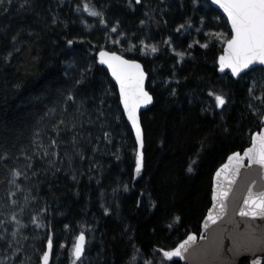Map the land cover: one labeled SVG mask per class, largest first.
I'll use <instances>...</instances> for the list:
<instances>
[{
    "label": "trees",
    "instance_id": "16d2710c",
    "mask_svg": "<svg viewBox=\"0 0 264 264\" xmlns=\"http://www.w3.org/2000/svg\"><path fill=\"white\" fill-rule=\"evenodd\" d=\"M80 2L64 0L59 6L58 0H35L34 12L20 14L16 11L18 4L14 3L8 13L0 14V27H10L13 32L24 30L22 51L9 63L0 59V150L19 155L21 148H27L33 133L43 130L53 119L46 115L49 109L59 110L61 93L73 88L77 72L66 76L68 64L74 62L77 68L92 64L89 81L80 90L89 97H99L107 91L104 108L110 127L106 130L112 133V144L100 142V152L94 157L101 166L98 170L89 172L87 162L77 165L85 173L79 176L78 183L63 171L55 175L40 171L32 176L24 186L32 188L38 199L25 207L22 220L28 223L35 211L47 207L44 222H50L54 234L49 264H70L68 250L80 230L85 231L87 238L84 264H131L133 245L140 250L135 264L153 256L160 260L158 248L168 250L189 233H199L211 203L215 170L230 153L247 147L251 134L258 130L257 119L248 108L247 88L253 79L264 77V72L256 67L255 72L238 79L228 73L219 74L217 58L223 45L218 39L211 40L208 49L198 44L187 48L194 39L204 43L203 33L210 30L224 27L229 32L224 17L210 4L201 3L193 15L190 0H166V3L142 0L135 11L128 7L127 0H95L97 7L103 6L109 26L119 20L124 31L138 36L146 31L160 49L156 54L142 55L122 52L104 43V28L87 31L80 26L74 14V7ZM181 2L185 8L180 7ZM161 10H166V14ZM50 12L58 14L67 27L61 23L53 26ZM145 12L154 14L159 23H150L147 28L140 25ZM201 14L207 17L203 33L174 34L176 26L187 16H193L194 27H200ZM169 36L180 51L187 53L182 60L162 43ZM73 38L82 39L68 46L66 40ZM3 41L4 37L0 36V58L9 50ZM101 46L139 60L147 72L146 88L153 102L141 113L145 167L139 176L135 174L136 142L122 115L117 88L105 68L97 59L93 60ZM173 89L175 96L171 95ZM209 91L222 92L229 102L223 109L215 108ZM260 91L257 88L256 94ZM258 103L253 101L254 106ZM85 106L89 112L95 107L87 101ZM83 131L85 135L91 131L94 139L101 130L98 125L85 124ZM85 146L86 155L92 156L93 145ZM117 151L119 159L112 155ZM192 161H195L193 171L188 172ZM89 176L94 178L90 180ZM3 178L0 175V180ZM123 185H127V191ZM5 198V186L0 185V202ZM18 199L23 204L22 194H18ZM102 205L111 209L109 214L105 215ZM66 224L69 228L64 227ZM48 231L29 224L25 234L37 235L40 242L35 246L42 248ZM27 244L31 245L32 241ZM28 251H32L31 247ZM240 264H248V260Z\"/></svg>",
    "mask_w": 264,
    "mask_h": 264
},
{
    "label": "snow or ice",
    "instance_id": "6c2138e0",
    "mask_svg": "<svg viewBox=\"0 0 264 264\" xmlns=\"http://www.w3.org/2000/svg\"><path fill=\"white\" fill-rule=\"evenodd\" d=\"M14 3L18 4L16 9L18 14L35 11V0H0V14L8 13ZM63 3L64 0H58L59 6H62ZM141 3L142 0H127L128 7L133 11H135V6ZM161 3H166V0H161ZM209 3L218 6L226 14L227 23L230 25V34L211 30L203 33L204 28L207 27V17L203 14L198 17L200 27H194L193 16H187L183 23L176 26L174 34H190L192 30L204 34V43L194 39L192 43L187 45L188 49L197 44L201 48L208 49L211 40H220L224 45L217 58L221 72L229 69L233 76L242 77L255 72L257 70L256 65L262 66L260 71L264 72V0H209ZM190 4L193 15H195L201 7V0H190ZM180 7L185 8L186 5L181 2ZM75 10L77 12L82 10L88 16L97 18L98 24L104 26L106 43L110 40L114 45H121L122 52H139L142 55H147L149 53L156 54L160 51L157 44L146 42L147 39H151L146 33L138 36L135 32L124 31L119 20L109 26L103 6L97 7L95 0H81L75 5ZM161 11L166 14V10ZM50 15L53 26L61 23L67 27V24L60 20L58 14L50 12ZM144 16L145 19H141L139 24L145 28L149 27L150 23H159L154 14L145 12ZM80 22L88 29L93 27L83 17H80ZM164 23L166 24L167 21ZM23 31L20 29L13 32L10 27L7 29L0 27V36L4 37L3 43L9 47L6 54L0 58L4 63H9L15 54L22 51ZM31 34L29 33V35ZM112 34H116L115 39H112ZM78 39L82 38L67 39L66 43L68 46H72L78 42ZM162 43L172 48L180 60L187 54L185 51H177L175 47H172L173 38L171 36L163 40ZM124 44H127L126 48L123 47ZM96 59H98L99 64L107 66L111 76L119 85V102L123 106L122 115L126 116L127 121L134 129L135 141L138 145L135 153V174L139 176L145 167L143 151L145 135L141 126L140 108L142 105L153 102V96L145 88L147 73L138 60L127 59L123 54H118L115 50H107L102 46L99 48L98 57L93 58L94 61ZM92 67V64L80 68H77L74 62L68 64L65 75L67 76L69 72H77V75L73 78V88L69 89L66 94L61 93L62 101L59 110L52 108L46 113L53 119L43 130L38 129L33 133L28 147L21 148L19 155L15 151L0 150V175L4 177L0 180V185L5 186L6 193V198L0 202V264H49L53 255L54 234L51 231L50 222H44L47 220L45 215L48 211L47 207L35 211L30 216L28 223L22 220L25 207L29 205L30 201L38 199L36 195L32 194V188L24 186L25 182L31 181V177L36 176L40 171L52 175L63 171L70 174L71 179L78 183L79 176L85 173L77 165H83L87 162L89 172L98 170L101 166L94 157L96 153L100 152V142L112 144V133L110 130H106L110 127L107 123L108 115L104 108L107 102V91L99 97H89L87 93L80 90L89 81ZM262 81H264V77L260 80L253 79L251 86L247 88L250 96L248 108L257 119L258 130L251 134L250 146L243 149V155L240 152H233L228 156V163L224 164L216 173L218 182L222 173L230 174L233 179L229 180L227 190L220 183L217 184V189L213 193V200L216 201L214 207H218L219 210L215 215L210 211L207 217V221L212 224L228 214L226 201L232 191L231 186L235 183V177L240 175L242 168L251 169L255 166L264 173V110H262L264 109V82ZM16 86L19 87V85ZM257 88L261 89L259 95L256 94ZM171 95H176L175 89L172 90ZM208 95L214 97L215 108L223 109L229 102L222 92L209 91ZM86 101L94 103L95 107L92 112L87 110ZM253 101L259 102L258 105L254 106ZM85 116H87V120L84 119ZM120 118L115 117L117 120ZM85 124L98 125L101 130L100 135L94 139L91 131L85 135L83 131ZM69 133H71L70 136ZM85 144L93 145L91 148L92 156L86 155ZM112 155L119 159L118 151ZM193 163L195 161L188 165V172L193 171ZM93 178L89 176L90 180ZM97 183H99L98 179ZM256 183L253 181V186L247 188V194L243 197L242 204L238 208V215L248 218L249 223L244 233H238L233 237V245L227 249V252L231 254L230 258L225 259V249L221 236H217L213 241H209L206 236H201L200 239L208 243L204 247H199L196 243L197 236L188 234L186 239L168 250L162 247L158 248L157 251L161 255L160 260L153 256L151 259L141 260L140 264H167L169 261L178 264L173 259L177 257L185 261L211 258L217 264H236L238 257L243 253H252L251 264H264V261L259 258L264 257V183L255 187ZM123 188L125 191L128 190L127 185H123ZM116 191L117 189H113V192ZM18 194L23 195V204L20 203ZM102 207L105 215L109 214L111 209L104 205ZM176 219L179 221L180 218L177 217ZM257 220L261 222L259 225L255 223ZM29 224L35 225L36 229H49L44 238L46 243L42 242L44 243L42 248L35 246L37 242H40L37 235L25 234ZM204 226L207 229L208 223L206 222ZM64 227L69 228V225L66 224ZM29 240L32 241L31 245L27 244ZM86 245V233L84 230H80L68 250L70 264H84ZM29 247L32 249L31 252L28 251ZM60 247L65 248L66 245H60ZM133 248L135 251L131 257V264H135L140 253L135 245ZM33 256H35V261H33Z\"/></svg>",
    "mask_w": 264,
    "mask_h": 264
},
{
    "label": "water",
    "instance_id": "95a60500",
    "mask_svg": "<svg viewBox=\"0 0 264 264\" xmlns=\"http://www.w3.org/2000/svg\"><path fill=\"white\" fill-rule=\"evenodd\" d=\"M207 1L209 2V0H207ZM210 5L214 9H216L218 12H220V14L224 17V19L227 22L226 14L223 13L222 9H219L218 6H216V5H213V4H210ZM227 25H228V28L230 30V25L228 23H227ZM223 46H222V48H223ZM98 51L96 53L97 57H98ZM118 54H121V53L118 52ZM125 58L132 59V58H128L126 56H125ZM97 62L99 63L98 59H97ZM140 63L142 64V62H140ZM102 66L105 68V70L107 71L110 79L112 80V82L116 86L117 92H118V96H119V85H118V83L116 82L115 78L111 76V72H110V70L107 69V66L106 65H102ZM142 66H143V64H142ZM217 66H218V70L217 71H218L219 74L228 73L234 79H238L239 78V77L233 76L229 69H225L223 72H221L220 69H219L218 62H217ZM256 67H262V66L256 65L255 68ZM143 69H144V66H143ZM144 71H145V69H144ZM146 81H147V79L145 80V88H146ZM146 90L148 91L147 88H146ZM150 95H151V93H150ZM151 104L142 105L141 106V108H140V116H141V113L143 111L147 110L151 106ZM120 106H121V109H123V106H122L121 103H120ZM125 119L127 121L126 116H125ZM127 123L129 125V127L131 128V130L133 132V135H134V138H135L134 129H132L130 122L127 121ZM141 126H142V123H141ZM249 146H250V144L247 147H249ZM137 147H138V145L136 144V148ZM247 147H245V148H247ZM234 152H240L241 155H243V150L234 151ZM232 153H230L228 156H230ZM228 156H227L226 160L215 170V172L213 174L212 189H211V203H210V206H209V208L207 210L206 215L204 216V218H203V220L201 222L199 233H189V234H195L197 236V242L196 243H197V246H199V247H204L208 243V242H206L204 240H201L200 239L201 236L208 237L209 241H213V240H215V238L217 236H221L222 237V244H223L224 249H225V259H228L231 256V254L227 252V249L232 247V245H233V237L236 236L238 233H244L246 231V228H247L248 223H249L248 218H243V217H240L238 215V208L242 204L243 197L247 194V188L249 186H253L252 185L253 181L257 182L255 187H259V185L261 183H264V173L260 172L257 167L254 166L251 169H249L247 167L242 168L240 170V175L238 177H235V183L231 186L232 187V191L229 193L228 200L226 201V203L228 204V214L226 216H224L221 220H218L215 224H212L210 221H207V217H208L210 211H212L213 215H215L216 212L219 210L218 207H214V205L216 204V201L213 200V193L217 189V184L220 183L222 185V187L225 190H227V188L229 186V180L233 179V177L230 174H226V173H222L219 182L217 181V178H216L217 171H219L224 164L228 163ZM246 163L247 162L245 161V164ZM234 208L236 209L235 211L233 210ZM206 222L208 223V228L207 229L204 226ZM255 223L257 225H259L261 222L259 220H257V221H255ZM186 237H184L183 239H186ZM181 241H179V242H181ZM257 255L259 256V254H257ZM259 258L262 261H264V257H259ZM173 259L174 260H179L181 262V264H217V262H214L211 258H208L206 260H189V261H185L184 259H181V258H178V257L177 258H173ZM245 259L248 260V264H251V261L253 259L252 253H243V254H241L238 257L236 264H240V262L242 260H245ZM49 263H50V261H49Z\"/></svg>",
    "mask_w": 264,
    "mask_h": 264
},
{
    "label": "rangeland",
    "instance_id": "374dc122",
    "mask_svg": "<svg viewBox=\"0 0 264 264\" xmlns=\"http://www.w3.org/2000/svg\"><path fill=\"white\" fill-rule=\"evenodd\" d=\"M169 1H170V0H169ZM201 3H203L204 6H208V5H209V2H208L207 0H201ZM74 14H75L76 20H77V22L79 23V25L82 26V27H83L84 29H86L87 31L97 30V29H99V28H104L103 25H99V24H98V22H97V18H93V17L88 16V14L85 13V12H83L82 10H81L80 12H77V11L75 10V7H74ZM80 17H83L84 19H86V20L88 21L89 24H92V25H93V27H92L91 29L86 28V27L80 22ZM211 18L213 19L214 17H211ZM228 30H229V29H228ZM192 31L195 32L194 30H192ZM212 31H214V32H222V33H228V34H230V33H229L230 30H229V32H228V31H226V30L224 29V27H218L217 30L215 29V30H212ZM145 32H146V31L142 32L139 36L145 34ZM195 33H197V32H195ZM102 38H103V41H104V43H105V42H106V38H105V36H103ZM115 38H116V34H112V39H115ZM133 42L135 43L136 41H133ZM146 42H147V43H153V44H156V43L153 42L151 39H147ZM219 42H220V40H219ZM107 43L110 44L111 46H115L117 49L121 50V45H114V44L111 43L110 40H109ZM220 44L223 45L221 42H220ZM123 47L126 48V47H127V44H124ZM172 47H175L177 51H180L179 48L176 47V44H175V43H173V46H172ZM169 48H170V47H169ZM170 49L172 50V48H170ZM147 55H153V54H152V53H149V54H147Z\"/></svg>",
    "mask_w": 264,
    "mask_h": 264
}]
</instances>
